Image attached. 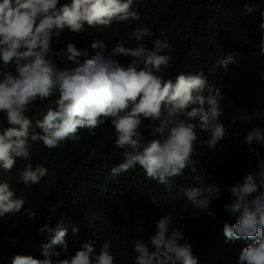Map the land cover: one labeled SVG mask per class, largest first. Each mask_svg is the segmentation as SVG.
<instances>
[{
    "label": "clouds",
    "instance_id": "clouds-1",
    "mask_svg": "<svg viewBox=\"0 0 264 264\" xmlns=\"http://www.w3.org/2000/svg\"><path fill=\"white\" fill-rule=\"evenodd\" d=\"M133 3L0 0V218L16 216L26 204L2 178L17 159L30 160L37 143L51 151L78 141L82 129L95 136L106 123L114 130L115 148L122 150V162L111 168L110 178L139 166L148 180L164 187L165 200L184 197L186 207L200 210L199 218L165 212L145 239L132 241V249L114 247L107 238L88 239L76 248L69 246V227L62 218L52 226L57 209L50 205L48 222L38 228L47 242L40 249L7 253L0 264H199L203 253L210 255L207 264H264V156L253 150L246 163L238 161L227 177L215 181L197 169L207 150L219 156L220 142L228 137L220 119L226 116L221 89L209 84L203 71L166 78L177 57L167 38L151 39L147 24L138 23L131 32L134 47L79 35L114 22H140ZM245 9L255 11L248 3ZM260 17L252 54L264 56V9ZM239 55H222L215 66L227 71ZM260 75L264 79V72ZM37 103L44 106L33 120L29 113L37 112ZM238 118L247 122L253 117L233 115L229 124ZM244 143H257L264 152V123L250 129ZM186 173L194 183L177 186L175 178ZM47 175L43 165L28 163L17 182L37 185ZM147 199L159 203L155 195ZM213 200L220 205L213 208ZM35 216L29 210L28 219ZM79 231L71 226L73 237Z\"/></svg>",
    "mask_w": 264,
    "mask_h": 264
},
{
    "label": "trees",
    "instance_id": "trees-1",
    "mask_svg": "<svg viewBox=\"0 0 264 264\" xmlns=\"http://www.w3.org/2000/svg\"><path fill=\"white\" fill-rule=\"evenodd\" d=\"M245 3L254 5L255 11L248 14ZM133 6L140 13V22H114L110 27L88 28L79 35L110 43L124 41L126 46L134 47L136 42L130 39L131 32L138 23L147 24L153 32L151 39L167 38L173 47L171 54L177 57L165 73L166 78L174 79L181 72L203 71L209 84L221 89L226 116L220 119L228 137L220 142L219 156L207 150L202 164H197L198 171L203 169L210 180L227 177L229 169L238 161L246 163L253 150L264 156L259 144L244 143L247 132L258 127V123H264V79L260 75L264 72V56L252 54L259 43L258 24L264 0H134ZM67 37L66 33L61 42H67ZM237 51L240 53L237 62L230 64L227 71L215 66L218 57ZM43 106L37 103V112L29 113L33 120L39 118ZM241 114L253 118L247 122L238 118L235 124H229L233 115ZM114 139V130L106 123L96 130L95 136H89L87 130L82 129L78 141H68L51 151L37 143L30 160L19 158L10 174H2L16 194L24 197L26 204L16 216L0 218V257L23 252L30 246L39 245L40 249L41 243L47 242V236L39 234L38 228L48 222L50 205L57 209L52 226L62 218L69 227V246L76 248L88 239L103 241L107 238L114 247L132 249V241L145 239L148 234L144 233H150L155 221L165 212L183 214L194 221L199 218L196 213L200 210L190 204L186 207L184 197L165 200L164 187L148 180L139 166L110 178L111 168L122 162V150L115 148ZM28 163L48 169V175L37 185L17 182L19 170ZM174 183L186 187L194 181L186 173L175 178ZM173 191L178 192V187ZM150 194L159 198L158 205L148 201ZM226 196L227 190L224 201ZM220 203L213 200V208ZM29 210L36 213L32 220L28 219ZM76 225L80 231L73 237L71 226ZM209 257L203 253L199 264H207Z\"/></svg>",
    "mask_w": 264,
    "mask_h": 264
}]
</instances>
